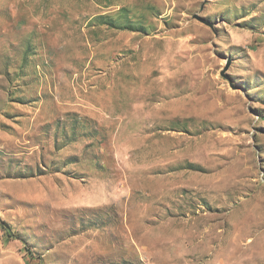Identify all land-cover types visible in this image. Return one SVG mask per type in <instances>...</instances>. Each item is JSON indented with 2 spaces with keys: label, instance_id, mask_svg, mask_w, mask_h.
Wrapping results in <instances>:
<instances>
[{
  "label": "rangeland",
  "instance_id": "374dc122",
  "mask_svg": "<svg viewBox=\"0 0 264 264\" xmlns=\"http://www.w3.org/2000/svg\"><path fill=\"white\" fill-rule=\"evenodd\" d=\"M0 264H264V0H0Z\"/></svg>",
  "mask_w": 264,
  "mask_h": 264
}]
</instances>
